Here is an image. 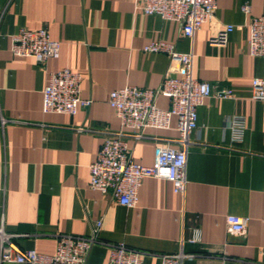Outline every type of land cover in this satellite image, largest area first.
<instances>
[{
  "label": "crops",
  "instance_id": "1",
  "mask_svg": "<svg viewBox=\"0 0 264 264\" xmlns=\"http://www.w3.org/2000/svg\"><path fill=\"white\" fill-rule=\"evenodd\" d=\"M262 14L264 0H216L213 19L188 38L178 22L137 10L135 0H0V224L11 241L51 254L60 235L88 237L101 218L87 264H105L118 242L143 253L144 264L171 253L183 254L181 264H264V102L251 97L264 60L249 54L246 28ZM226 24L236 26L226 45H210ZM21 27H47L59 57L40 65L13 55L10 37ZM154 40L191 52L193 77L230 88L232 98L208 97L197 108L184 194L167 180L145 178L137 204L126 207L90 188L88 166L119 131L143 165L153 163L157 144H176L175 118L168 129L146 128L135 139L108 104L109 92L123 86H160L168 57L142 49ZM63 67L80 74V96L91 103L75 115L43 113L48 72ZM156 105L168 108L169 100L158 95ZM232 115L245 118L239 142L227 128ZM228 214L245 219L242 232L229 229ZM196 227L200 240L189 242Z\"/></svg>",
  "mask_w": 264,
  "mask_h": 264
},
{
  "label": "built area",
  "instance_id": "2",
  "mask_svg": "<svg viewBox=\"0 0 264 264\" xmlns=\"http://www.w3.org/2000/svg\"><path fill=\"white\" fill-rule=\"evenodd\" d=\"M135 8L145 14L157 15L163 20L178 22L181 34L192 38L196 30L213 19L216 0H135ZM240 9L244 14L250 10L247 2ZM235 28L233 24H226L209 38V44L225 46L229 33ZM246 28L249 54L264 60V14L251 17ZM10 40L13 55L32 57L40 65L59 57V42L51 38L47 27H21L11 35ZM142 49L144 52L164 53L168 57L169 65L160 86H123L109 92L108 104L118 117L120 126L131 130L135 139L142 138L146 128L168 129L172 118L176 119L178 137L175 145L155 146L151 165L139 164L131 158L123 132L119 131L104 139L95 160L88 166L89 186L102 194H110L120 205L126 207L137 204L139 188L145 178L167 180L174 193L184 194L187 183L188 137L197 128V108L208 97L232 98L230 88L212 85L193 77L191 52L177 51L174 44L162 40L151 41ZM80 80V74L67 67L48 72L42 89V112L75 115L80 108H87L91 100L80 96ZM158 95L168 98V108L156 105ZM251 97L264 102V78L252 79ZM227 128L232 141H242L245 131L244 116H230ZM101 224L102 219H97L88 237L60 235L51 254L20 248L11 241V235L4 232L0 224V264H87L89 251L96 242ZM226 224L230 230L242 232L245 219L228 214ZM187 240L192 243L199 241L200 229L192 228ZM182 257V253L162 254L160 264H181ZM105 264H144L143 253L128 248L122 242L111 244Z\"/></svg>",
  "mask_w": 264,
  "mask_h": 264
}]
</instances>
